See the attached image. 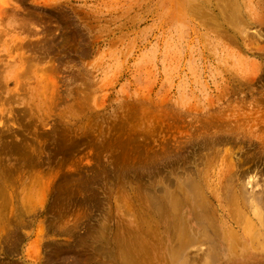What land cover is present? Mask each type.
Returning a JSON list of instances; mask_svg holds the SVG:
<instances>
[{
	"label": "rangeland",
	"instance_id": "1",
	"mask_svg": "<svg viewBox=\"0 0 264 264\" xmlns=\"http://www.w3.org/2000/svg\"><path fill=\"white\" fill-rule=\"evenodd\" d=\"M252 1L231 39L189 0H0V264H264V227L246 240L218 193L233 164L264 186Z\"/></svg>",
	"mask_w": 264,
	"mask_h": 264
},
{
	"label": "bare ground",
	"instance_id": "2",
	"mask_svg": "<svg viewBox=\"0 0 264 264\" xmlns=\"http://www.w3.org/2000/svg\"><path fill=\"white\" fill-rule=\"evenodd\" d=\"M188 1V0H187ZM191 1L192 3L191 4H184L183 5V9L184 11L183 12H186V14L189 13V16L191 18H193L194 20L193 21H199L205 28H211L212 31L215 33V31L217 30L218 34H223L225 35H228L230 32V30H233L235 32V34L238 32L241 33L242 35V32L241 30L246 26L248 27L252 21L255 20V18L258 17V12L256 11V4H255V9L254 7H252V5L254 4V1L252 0H189ZM262 2V1H261ZM259 4V3H258ZM262 6V5H261ZM1 7V6H0ZM14 9V8H13ZM1 12V10H0ZM6 12V11H5ZM8 12V11H7ZM12 13V12H11ZM260 13V11H259ZM264 13H260V15H262ZM8 15V14H7ZM10 15V13H9ZM257 15V16H256ZM17 16V15H16ZM184 16H186L184 14ZM188 16V15H187ZM3 17V16H2ZM1 17V18H2ZM0 18V19H1ZM4 18V17H3ZM18 18V17H17ZM19 19V18H18ZM22 20V19H20ZM25 20V19H24ZM3 21V20H2ZM25 22V21H24ZM4 24V23H3ZM21 24V23H20ZM19 24V25H20ZM22 24H25V23H22ZM198 25V24H197ZM23 27V26H22ZM26 28V27H25ZM29 28V27H28ZM187 28V27H186ZM23 29V28H22ZM200 30V29H199ZM205 30V29H204ZM203 32V31H202ZM3 33V32H2ZM196 34V33H195ZM236 34V35H238ZM247 34V33H246ZM3 35H6V34H3ZM2 35V36H3ZM233 35V34H232ZM244 35V34H243ZM202 36V35H201ZM231 36V34H229V37ZM239 36V35H238ZM185 37V36H184ZM223 37V36H221ZM233 37V36H232ZM232 37H230L231 39H233ZM235 37V36H234ZM186 38V37H185ZM228 38V37H227ZM235 40H238L235 38ZM196 41V40H195ZM224 41V40H223ZM231 41V40H230ZM189 41H187L188 43ZM200 42V41H199ZM226 43V42H225ZM233 43V42H231ZM189 44V43H188ZM201 44V43H200ZM187 45V44H186ZM185 45V46H186ZM196 45V44H195ZM205 45V44H204ZM202 46V45H201ZM183 47V46H182ZM206 47V46H205ZM221 48V47H220ZM184 50V49H183ZM194 50V49H193ZM205 51V50H204ZM185 52V51H184ZM187 52V51H186ZM203 52V51H201ZM209 53V52H208ZM212 53V52H211ZM219 53V52H218ZM204 55V54H203ZM218 55V54H217ZM206 56V55H205ZM204 57V56H203ZM211 58V57H210ZM221 59V58H220ZM219 59V60H220ZM185 61V60H184ZM218 61V60H217ZM216 61V62H217ZM202 62V61H201ZM220 63V62H219ZM225 70V69H223ZM227 73V72H226ZM261 106V105H260ZM259 106V107H260ZM263 108V107H262ZM249 115V114H247ZM247 117V116H245ZM260 118V117H259ZM262 118V117H261ZM246 119V118H245ZM248 119V117H247ZM250 119V118H249ZM252 119V118H251ZM263 119V118H262ZM256 120V119H255ZM232 121V120H231ZM242 121V120H241ZM253 121V120H252ZM258 121V120H257ZM234 122V121H233ZM235 123V122H234ZM233 123V124H234ZM259 123V122H258ZM261 123V122H260ZM259 123V124H260ZM239 124V123H238ZM245 124V123H244ZM257 124V122H256ZM264 124V122H263ZM236 125V124H235ZM241 125V124H240ZM258 125V124H257ZM256 125V126H257ZM230 126V124H229ZM232 126V125H231ZM260 126V125H259ZM264 126V125H263ZM233 127V126H232ZM261 127V126H260ZM259 127V128H260ZM244 128H246L244 126ZM262 129V128H261ZM264 129V128H263ZM247 130V129H246ZM259 133V132H258ZM251 134V132H250ZM248 134V135H250ZM252 135V134H251ZM254 135V133H253ZM252 135V137H253ZM259 137H257V140L256 142L261 145V152H262V156H264V141L261 139V142L259 141L258 139ZM255 142V144H256ZM259 148V147H258ZM260 149V148H259ZM258 149V151H259ZM225 153V152H224ZM216 153H214L215 155ZM220 154V153H219ZM217 155V154H216ZM222 155V153H221ZM220 155V156H221ZM257 155V153H256ZM219 156V155H218ZM259 156V155H258ZM260 157V156H259ZM216 158V156H215ZM257 158V157H256ZM262 158V157H261ZM259 159V158H258ZM210 159L208 158V161ZM257 160V159H256ZM264 160V159H263ZM225 161V160H224ZM212 165H213V161H211ZM263 163V162H262ZM218 165V163H216ZM264 164V163H263ZM207 165V164H206ZM210 165V164H209ZM209 165H208V168H209ZM226 165V164H225ZM205 166V165H204ZM215 166V164H214ZM207 167V166H205ZM233 169H235L233 172L229 173V175H225L226 176V179L224 181H227V185L224 181H219L218 182V185H220V189L218 190V193L221 191L222 193L224 191L221 190V187L222 185H224L223 187H226L227 189H231L232 191L230 192V197H226L228 198L226 201V206L228 207H233L232 210H234L232 213V218H233V221L234 223L238 226V228L240 229H243V233H244V238L246 240H249V241H255V237H256V227L257 226H261V227H264V186L262 187V189L260 191H257V192H254V191H251L248 187H247V184H243L242 183V173L241 171L235 167V165L233 164ZM213 168V166H212ZM205 169V168H204ZM219 169V168H218ZM225 170V169H224ZM223 170V171H224ZM230 170V169H229ZM199 171V169H198ZM204 171V170H203ZM228 172V171H227ZM200 173V172H199ZM198 174V173H197ZM200 176V175H199ZM228 176V177H227ZM189 178V177H188ZM187 178V179H188ZM197 178V177H196ZM194 178V179H196ZM215 178V177H214ZM193 179V178H192ZM246 179V178H245ZM245 179H243L245 181ZM197 180V179H196ZM201 181V180H200ZM189 182H191V179L189 178ZM196 184H199V182L195 181ZM194 182L193 185H189V190L191 189V193H196L197 192V189L199 188V185H196ZM224 182V183H223ZM184 183V182H183ZM193 183V182H192ZM251 184H253L252 181H250ZM186 184H188L186 182ZM201 185V183H200ZM254 185V184H253ZM185 187V186H184ZM198 187V188H197ZM181 188H183L181 186ZM179 189V188H178ZM196 189V190H195ZM200 189V188H199ZM205 189H207V187L205 186ZM227 189L226 192H227ZM252 189H254L252 187ZM185 189L183 188V190L181 189V192H183ZM203 190V189H202ZM224 190V189H223ZM186 191H187V188H186ZM189 192V191H188ZM186 192V194L188 193ZM200 192V190H199ZM185 193V192H184ZM202 193V192H201ZM206 197V194L205 192H203ZM221 193V194H222ZM184 196V194H182ZM189 195V193H188ZM196 196V194H194ZM215 192L212 191L210 196L213 197L215 196ZM225 196V194H222ZM168 196V195H167ZM174 196V195H173ZM172 196V197H173ZM176 196V194H175ZM178 196V194H177ZM176 196V197H177ZM192 196V194H191ZM193 197V198H196V197ZM198 196V195H197ZM227 196V195H226ZM170 197V196H169ZM167 197V198H169ZM180 197V196H179ZM187 197V196H186ZM190 197V196H188ZM222 197V196H221ZM174 198V197H173ZM199 198V196H198ZM225 198V197H224ZM175 199V198H174ZM170 203V206L173 211L177 210L179 207H180V204L177 203L179 201H175L177 200V198ZM184 199V198H183ZM213 199V198H212ZM186 201V199H184ZM190 200V199H189ZM199 201L200 203H197V207H202V205L205 204V202H203V199L202 200H197ZM205 201V200H204ZM210 200H208L209 202ZM169 202V201H168ZM189 202V201H187ZM186 202V203H187ZM190 203V202H189ZM192 203V202H191ZM225 203V201H224ZM201 204V205H200ZM207 204V203H206ZM205 204V205H206ZM182 205V204H181ZM222 207H224L225 205L223 203H221ZM167 206V205H166ZM182 207V206H181ZM180 207V208H181ZM192 207V206H191ZM205 207V206H204ZM202 209V208H200ZM194 210V209H193ZM249 210V211H248ZM202 211V210H201ZM206 211V210H205ZM204 211V212H205ZM247 211V212H246ZM170 212V211H169ZM203 212V213H204ZM175 214V213H173ZM208 214V213H207ZM213 214V213H212ZM211 214V215H212ZM171 215V214H170ZM205 215V214H204ZM176 216V215H175ZM209 217H211L210 215H207ZM215 216V215H214ZM174 218V217H173ZM214 219V217L212 218ZM212 219L211 222H212ZM177 220L176 219V225L177 224ZM199 220V219H198ZM205 221V220H204ZM202 221V222H204ZM214 222V221H213ZM212 222V223H213ZM216 222V221H215ZM170 223H173L174 224V220H170ZM210 223V221H209ZM204 224V223H203ZM208 224V223H207ZM259 224V225H258ZM186 225V224H185ZM205 225H206V222H205ZM214 225V224H213ZM172 227V226H171ZM175 227V226H174ZM212 227L210 225H207V229L204 231V235L206 237H208V233H209V228ZM225 227V226H223ZM177 228V227H176ZM180 229V228H179ZM186 229V228H185ZM212 229V228H210ZM216 230V229H215ZM220 230V229H219ZM258 231L259 230H264V228H259L257 229ZM188 231V230H187ZM214 231V229H213ZM212 231V232H213ZM219 233V231H217ZM223 233V232H222ZM259 233V232H258ZM220 234V233H219ZM177 235V234H176ZM185 235V234H184ZM224 235L225 236H220L223 237L222 238V241L224 242V248L227 250V251H231V250H234L237 248V246L240 245V238L237 237V235H235L234 233L232 232H229L227 230L224 231ZM187 236L185 235L184 236V239L186 238ZM205 237V238H206ZM204 238V239H205ZM203 239V238H202ZM207 239V238H206ZM209 239V238H208ZM181 243H182V240L181 238L179 237L178 239ZM189 240V238H188ZM216 240V239H215ZM200 241V240H199ZM202 241V240H201ZM213 241V240H212ZM185 242V241H184ZM218 242V241H217ZM216 242V243H217ZM187 244V243H186ZM215 245V243H213ZM182 245H185V244H182ZM240 248V247H239ZM217 249V248H216ZM124 252V251H123ZM136 252V251H134ZM241 252V251H240ZM125 253V252H124ZM138 253V252H137ZM242 254V253H241ZM140 255V254H139ZM217 255V253H214V254H211L210 255V258H214L215 256ZM228 256V255H227ZM135 257V256H134ZM133 257V258H134ZM140 257L142 258V256L140 255ZM138 258V257H137ZM215 259V258H214Z\"/></svg>",
	"mask_w": 264,
	"mask_h": 264
}]
</instances>
